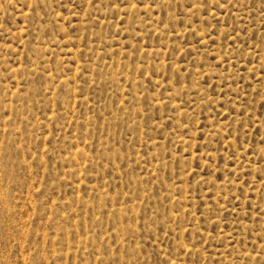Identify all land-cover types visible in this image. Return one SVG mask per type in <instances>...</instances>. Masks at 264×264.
<instances>
[{"label": "rangeland", "instance_id": "374dc122", "mask_svg": "<svg viewBox=\"0 0 264 264\" xmlns=\"http://www.w3.org/2000/svg\"><path fill=\"white\" fill-rule=\"evenodd\" d=\"M0 264H264V0H0Z\"/></svg>", "mask_w": 264, "mask_h": 264}]
</instances>
